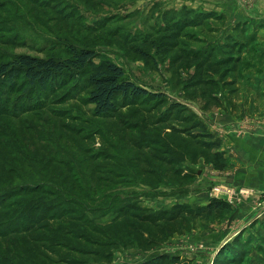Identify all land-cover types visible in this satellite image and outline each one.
Here are the masks:
<instances>
[{"label":"rangeland","instance_id":"rangeland-1","mask_svg":"<svg viewBox=\"0 0 264 264\" xmlns=\"http://www.w3.org/2000/svg\"><path fill=\"white\" fill-rule=\"evenodd\" d=\"M73 50L163 99L100 119L84 82L0 93V178L19 194L0 210V264H264V147L238 177L216 117L264 110V0H0V63ZM236 127L264 135V119Z\"/></svg>","mask_w":264,"mask_h":264},{"label":"trees","instance_id":"trees-1","mask_svg":"<svg viewBox=\"0 0 264 264\" xmlns=\"http://www.w3.org/2000/svg\"><path fill=\"white\" fill-rule=\"evenodd\" d=\"M97 58V54L91 50H73L72 57L67 60H44L27 55L13 57L9 61L0 63V93L7 90L11 92H44L58 83L62 85L69 81H77V84L84 82V91L87 92L88 102L94 107L95 116L100 119L112 117L122 105L163 99V96L152 94L144 87L129 80L124 69L115 63L102 61L100 64H95ZM0 113L2 116L8 115L3 110H0ZM191 119L196 121L195 128L200 129L202 135L212 141L209 142V146L211 150L216 151L214 166L216 169H221L225 162L223 153L220 152L222 142L216 139L213 134L208 133L206 125L199 120L197 114L192 113ZM29 168L34 169L32 166ZM19 179L21 180V177ZM1 181L3 187H0V210L5 211L14 207V204L6 205V203L16 196L18 197L19 194L13 192V188H11L13 185L7 186L8 181L2 179ZM57 191L65 196L68 194V190H62L59 187H57ZM221 206L222 203L214 199L202 209V212L207 217L221 215L223 211ZM22 208L28 210L26 207ZM21 219L23 218L19 216H10L11 221H18L19 224ZM24 219H28V217ZM21 226L12 233L26 235L32 227L22 224Z\"/></svg>","mask_w":264,"mask_h":264},{"label":"crops","instance_id":"crops-1","mask_svg":"<svg viewBox=\"0 0 264 264\" xmlns=\"http://www.w3.org/2000/svg\"><path fill=\"white\" fill-rule=\"evenodd\" d=\"M218 110L216 113V118L218 122L221 123L224 128L225 133L223 136L225 150H233L237 153V155H241L240 157H228L231 170L235 171L238 177H243L244 175H248L255 171V167L252 168L246 166H240L244 163H253L257 160V155L260 153V149L262 146L264 147L263 143L260 142L262 139L264 140V135H255V136H248L246 138L240 136L241 134L238 133L240 130L237 129L236 126L242 125L246 119H264V110ZM264 149V148H263ZM230 152V151H228ZM243 155L245 157H243ZM245 165V164H244ZM226 171H230L226 169ZM249 176V175H248Z\"/></svg>","mask_w":264,"mask_h":264}]
</instances>
